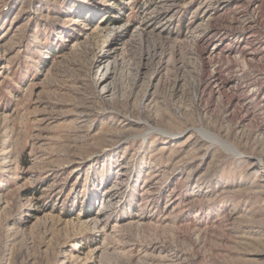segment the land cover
Here are the masks:
<instances>
[{
	"label": "rangeland",
	"instance_id": "rangeland-1",
	"mask_svg": "<svg viewBox=\"0 0 264 264\" xmlns=\"http://www.w3.org/2000/svg\"><path fill=\"white\" fill-rule=\"evenodd\" d=\"M0 264H264V0H0Z\"/></svg>",
	"mask_w": 264,
	"mask_h": 264
}]
</instances>
